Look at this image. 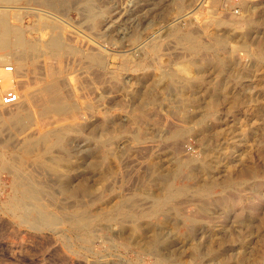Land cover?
Here are the masks:
<instances>
[{"label": "rangeland", "instance_id": "rangeland-1", "mask_svg": "<svg viewBox=\"0 0 264 264\" xmlns=\"http://www.w3.org/2000/svg\"><path fill=\"white\" fill-rule=\"evenodd\" d=\"M243 1L69 0L51 7L31 0L7 7L13 9L8 12L11 23L26 28L27 38H47L51 29L46 21L56 20L68 43L73 44L75 50L59 58L43 47L33 51L16 79H22L17 84L20 93H35L50 79V70L56 67L64 82L63 92L78 106L75 120L81 125V131L70 133L66 147L53 148L43 156L44 163H41L37 152L25 153L22 138L29 130L20 133L0 119V157L11 168L0 169V264H207L211 263L206 254L210 244L229 255L230 264H264V185L248 182L241 185L239 194L243 200L229 212L215 202L223 193L221 187H215L212 195L206 197L207 211L200 209L201 199L194 191L198 180L216 175L229 162L239 164L242 169L254 166L264 171V50L259 51L264 44V14L258 16L254 28H248L246 20L232 25L235 15L244 14ZM255 1L264 3V0ZM2 4L5 7V3ZM88 8L98 12L96 22L89 19ZM183 28L185 31L193 29L209 42L217 33L232 35L233 39L224 49L218 48L206 56L211 60L208 66L199 60L203 55L191 53L178 43L173 30L183 32ZM155 42L160 44L158 49ZM97 48L107 52L105 67L87 59V53ZM11 51V48H1L0 55ZM256 52L263 58L259 63L252 55ZM215 53L225 58L222 68L213 64ZM194 59L199 66L191 69L205 72L206 78L197 93L200 103L207 102V97L215 93L216 80L228 87L217 110L188 105L179 96L178 84L170 82L164 74L179 72V67ZM5 63L0 62V68L15 66L11 61ZM193 76L182 74V79ZM7 90L0 93L2 98ZM150 94L155 96V102H150ZM16 107L13 105L10 110L16 112ZM32 108L39 111L35 104ZM34 116L38 121L32 127L39 130L53 127V124L42 126L39 114ZM54 117L57 115L52 114L51 119ZM174 128L186 129L178 146L168 138ZM109 132L119 137H115L112 146H102L97 139ZM138 132L145 135L141 144L134 139ZM206 153L216 159L212 162L220 168L216 171L212 168L208 175L202 176L206 173L202 166ZM57 158L61 160L60 171L71 175V183L78 186L88 182V193L66 198L56 187L57 174L50 170ZM179 160L182 161L181 174L173 177ZM190 160L195 164L199 179L190 177L191 168L184 164ZM156 173L157 176L172 175L170 184L176 188L191 189L177 202L178 211L170 209L146 220L154 230L171 240L169 245L156 243L151 251L136 243L143 230L142 227L133 229L130 222L121 226L112 221H100L95 226L93 240L86 241L67 222H61L57 228L28 224L6 209L18 175L35 185L43 184L51 191L44 201L53 213L63 216L61 204L69 205L70 211H65L68 213L75 209L73 203L77 202H85L87 209L105 212L134 192L146 206L147 192H160L149 183ZM218 175L221 176V172ZM194 218L202 220L197 227L193 226ZM194 243L202 245L201 253L193 251ZM181 249L183 253L179 252Z\"/></svg>", "mask_w": 264, "mask_h": 264}, {"label": "bare ground", "instance_id": "bare-ground-1", "mask_svg": "<svg viewBox=\"0 0 264 264\" xmlns=\"http://www.w3.org/2000/svg\"><path fill=\"white\" fill-rule=\"evenodd\" d=\"M18 1L27 2V1H31V0H0V3L1 2L5 3V5H4L5 7H2L3 4L0 5V49L1 48L2 49L11 48L12 49L11 52H8L5 55H0V62L5 63V62L11 61V62L15 63L13 71H10L7 69V67L9 65L7 67H4V68L1 67L0 68V77H2L1 78L2 87H0V93L3 90L16 89L17 88V84H18L19 80L22 81V79H16V76L19 75L20 68L23 65H25L24 64L25 60L28 58L30 53H32L33 51H36V50L40 49L41 47H43L49 53H52L56 58H59L62 55H64L65 53L68 54V53L73 52L75 50L74 47L72 46L73 44L70 45L68 43V41L66 40V38L63 35L62 30H61L62 27H61L60 23L56 22V20L46 21L47 26H49L51 29V33L47 38L43 37V36L41 37L40 40H34V39L27 38L26 37V28H24L23 26L21 27V26L14 25L17 23L12 24L10 21V18L8 17V12H11L9 10H11L12 8H7V7H9L11 3H16ZM32 1H36L37 3L46 4L47 6H51V7L53 6L54 7L56 4L67 3V1H69V0H32ZM214 1H218V0H214ZM262 4L264 5V3L256 2L255 0H244L242 3V7L244 9V14H241L240 17H236L238 15H235V13H234L235 17L231 19L232 25L234 24V26H235L237 23L239 25L240 23H242V20H246L247 21V27L248 28H254V26H256V24H258L257 23L258 16L260 14L261 15L264 14V9H262L264 7L262 6ZM88 9L90 10L89 19H92L96 22L99 19L98 12L92 11L90 8H88ZM260 23L261 22H259V24ZM172 28H173V26H172ZM188 30L185 31V29H184V31L182 32V31H180V30L178 31L176 29V30H173V35H175V37L177 38L178 43L181 45L183 44L187 48L188 51H190L191 53L197 54L199 56L203 55V58L199 59V60L200 61L202 60L204 62V65L208 64V66H209V63L211 60L206 58V56L210 52H214V50L216 52V49L218 50V48L224 49L226 44L229 43L233 39V37H231L232 35L229 36L227 34L217 33V34H214L215 36H212V38H214V40L209 42V41H206L203 37H201L202 35L200 36V34H198L196 31H193V29L191 30V28H190V30L189 31ZM154 41H155V38H154ZM154 41H153V43H154ZM159 46H160L159 42L158 43L155 42V48L158 49ZM260 50L261 51L264 50V44L260 45L259 51ZM261 51H260V53H261ZM105 53H107V52H105ZM105 53L100 48L99 49L97 48V50L92 49L87 53V59L92 64H97L99 66L105 67V63H106ZM260 53L259 52H258V54H257V52H256V54L252 53V55H255V60L257 63L261 62L263 59L262 56L260 55ZM212 60L215 61V63L213 62V64L218 68H222V66H224V64L226 62L225 58L223 56H221V54H216V53L214 54V57L212 58ZM196 62L197 63H195V59H194V62L191 61V62H188L189 64L188 63L184 64V66L183 67L181 66V68L179 67L178 68V69H180L179 72H177V71L171 72L170 71L169 73L166 72L164 74H167V77L169 78L170 82L178 84L177 86H179V96L183 99V101H186L188 105H193L194 107L196 106L197 108L203 107L204 110L210 109V108L211 109L213 108V110H217L219 108L221 98L224 95L223 93L229 91L228 87H227V85L221 86L220 85L221 81L216 80V82H215V84H216L215 93L213 95H210V97H207L208 98L207 102H205V103L201 102L200 103L201 100L199 99V95L197 93L200 92L199 90H200L201 84H203L205 82L206 78H205V72L196 71V69H194V68L191 69L194 65L199 66L198 60ZM5 64H7V63H5ZM192 70H195V71L193 72ZM182 74L184 76H188V75L189 76L194 75V76H193V78L190 77L187 79L186 78L182 79ZM213 83H214V81H213ZM63 84H64V82L62 81L60 72L56 69V67L52 68L50 70V79L44 84V86H42L40 88L39 91H37L35 93H33V92L30 93L29 91L20 93V100L18 103L15 104L17 106L16 112H12L10 110V107H12L13 105L4 104V99L0 96V119L3 120L4 123L8 122L9 124H11L20 133L21 132L24 133V132H26V130H29L26 132V134L23 135V138L21 137L22 141H24L25 153L26 154L27 153L32 154L33 152H37V155H38L41 163H44L43 156L46 153L50 152L55 147H58V148L66 147V143L69 139L70 133L74 134V132L80 130L79 127L81 125L78 126L79 124H77V122L75 120L77 110H78L77 109L78 106L76 107V104H74L75 102H73L70 99V97H68L63 92ZM182 84H183V87H182ZM224 84H225V82H224ZM16 90H18V88ZM190 91H192L193 94H190L189 93ZM23 97H25V98L23 99ZM148 98H149L150 102L156 101L155 96H153L152 94L148 95ZM33 104L38 106L39 111L33 110V108H32ZM229 105H230V103H229ZM78 112H79V110H78ZM36 113L39 114V118L41 120L39 124H42V126L43 125L47 126L48 124H53V127L47 128L44 130H39V129H37L38 127L37 128L32 127L38 121L36 118L37 116H34ZM52 114L57 115V117H54L53 119H51ZM80 114H82V113H80ZM82 115H81V117H83ZM141 115L146 116V117L148 116V115H145L144 113H142ZM137 117L142 118L141 116H138V115H137ZM69 118L71 120L65 121L66 119H69ZM1 120H0V123H2ZM199 120L201 122L203 119H199ZM138 122H140V121H138ZM0 130H2V128H0ZM185 132H186V129H183V128L175 129L174 128V130H172L169 133L168 138L173 139L174 143L177 145L179 140L185 134ZM8 134H9V131H8ZM8 134H6V135H8ZM116 136H118V135H115V134L112 135L109 132L108 134H106L104 136L103 135L99 136L97 140H98V143H100L102 146L109 147V146H112L113 143L115 142V139L117 138ZM144 137H145V135L142 134V132L141 133L138 132L137 134H135L134 139L138 140V143L141 144ZM94 138L96 139V137H94ZM17 141L18 140H16V142ZM209 149L210 150H208V151L210 153L214 154V151H212L211 148H209ZM210 153H206V159L203 161L202 166L204 168V171L203 170L202 171L206 172V173L204 175H202V173H201L200 175H202V176H205L207 174V172H211L210 169H212V168H214L215 171H216V169L220 168L218 166L219 164L217 165V163L212 162V161H215L216 159H213V157L211 156ZM207 157H208V159H207ZM192 160L186 161L184 164L186 165V167L188 166V168L189 167L191 168L190 177L199 179L197 177L198 174H197L196 168L194 166L195 164L193 165ZM53 162H54V165H52L50 171H53L54 174L55 173L57 174L56 176L58 177V179L56 182V187H58L59 190L63 194L66 195V198H67V196L71 197V196H75L76 194H81V195L84 194L85 195L86 193H88L90 191V186H89L88 182H82L78 186L76 184L71 183V175L69 173L64 174L59 169V167L61 168V166H59V164H60L59 162H61L60 159L57 158V160L55 159V161H53ZM231 163L229 162L226 165H224L223 169H220L216 175L215 174L209 175L208 179H202L201 178L200 180H198V183H196L198 185H197V187H194V191H195L196 195L199 196L201 199V201H200L201 204L199 207L202 211L209 210V206L206 203L205 199H206V197H209L212 195V191H213V189H215V187L219 186L223 189V193H221L222 195L220 196V194H219V197H217L215 199V202L217 204L222 205L229 212L232 209H234L238 205L239 202H241L243 200L241 193L239 194V191H241V189H240L241 185L244 186L243 184L244 183L246 184L247 182L249 184L254 183L255 185H260V186L264 185V171H260V169L258 167H254V166L253 167L247 166L244 169H242V168L238 167L239 164L238 165H235V164L232 165ZM245 163H246V161H245ZM177 164H178L177 170L174 171V173L172 174V175H174L173 177L180 176V174H181L180 166H182V161H180V160L177 161ZM246 165H248V164H246ZM156 166L157 165L155 164V167ZM93 167L94 166H92V168ZM146 167H147V165H146ZM148 167H150V166H148ZM3 168L11 169L8 162L4 158L0 157V169H3ZM44 168H46V167H44ZM157 168L159 169V167H156V170H158ZM152 170H154V169H152ZM200 171H198V172H200ZM158 172H159V170H158ZM219 172H221V174H222L221 176L218 175ZM157 173H156V175L152 174V175H155V177L153 176L154 178L152 180H149V183H152L153 186L155 185L157 187V189H160V192L148 191L147 196L145 197L147 200V205L145 204L146 206H144L142 203L139 202V199L137 198L138 193L134 192L127 197L121 198L120 201L117 202L116 205H114L111 210L105 211V212L98 211L99 209L96 210L97 208L95 209V211H93L91 208L87 209L85 202L84 203L83 202H81V203L77 202V203H73L74 204L73 207L75 209L74 210L72 209V211L68 213L65 211L68 209L69 205L68 204L66 205V203L64 205L61 204L60 206L64 211L63 216L62 215L60 216V215L53 213L50 210L49 204L44 201L45 195H48V193L51 195V193H52L51 191L48 192V190L45 189V186L41 183H40L41 185H35L32 183V181H30V182L24 181L25 180L23 178L24 176L22 177L21 175H18L16 180H15L16 181L15 182V188H14L15 191L13 190L14 193L11 195L8 203L6 204V207H7L6 209L11 211L14 215H17V217H19L25 223L27 222L28 224L30 222L32 224L40 225L43 227L44 226H51L50 228H53V227L57 228V226L61 222L62 223L67 222L71 227H73L76 231H78L80 234H82L84 236V238L86 239V241L93 240V237L95 235V226L100 221H109V222L112 221V222H116L117 225H121V226H123L126 222L127 223L130 222L133 229H137V228L139 229V227H142V230H143V233L140 234L139 236H137L136 243H138L139 245H141L145 249H148L149 251H151L154 249V246L156 245V243L158 244L161 242L163 244H166L171 240L163 237L159 230H157V229L154 230L153 227L151 225H149V222L146 220L151 218L154 215H157L158 213H165V212H167V210H170V209H174V210L178 211L179 207L177 206V202H180L181 201L180 199L183 196H185L186 194H188L190 189H191L189 187H177L176 188L172 185V183L170 184V177L172 175L169 174V176L168 175L166 176L163 173L162 176L161 175L157 176ZM203 178H206V177H203ZM160 180H162L163 183L160 182ZM37 183H38V181H37ZM46 183H48V182H46ZM45 185H47V184H45ZM49 185H51V184H49ZM121 189H123V188L121 187ZM54 191H56V190H54ZM251 195H253V194H251ZM94 197H95V195H94ZM248 197H250V196H248ZM62 201H63V199H62ZM78 201H80V200H78ZM72 202H71V204H72ZM194 213L195 212L193 211V214ZM32 214H33V217H31ZM142 220L144 222L141 223ZM200 221H202V220H200L198 218H194L193 219V226L197 227V225H199ZM136 233H137V231H136ZM189 235H190V233H189ZM262 241H263V245H264V239ZM168 245H169V243H168ZM210 245L208 247V252L206 254L209 257V259L211 260V263H207V264H230V258L228 257L229 255H225V253H222L221 251H219L220 249H217V247H213ZM192 247H193L194 252H196V253L200 252L199 245H195V243H194V245H192ZM205 251H207V250H205ZM179 252L183 253L182 249ZM198 263H199V261H198ZM201 264H205V263H201Z\"/></svg>", "mask_w": 264, "mask_h": 264}, {"label": "built area", "instance_id": "built-area-1", "mask_svg": "<svg viewBox=\"0 0 264 264\" xmlns=\"http://www.w3.org/2000/svg\"><path fill=\"white\" fill-rule=\"evenodd\" d=\"M7 69L13 71L14 65H9ZM3 99H4V104L6 105H15L20 100V92L16 89H10L5 93Z\"/></svg>", "mask_w": 264, "mask_h": 264}]
</instances>
